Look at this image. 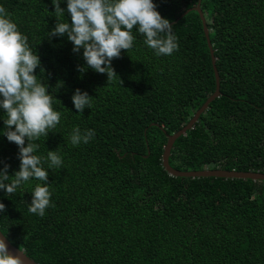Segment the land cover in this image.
<instances>
[{"label":"trees","instance_id":"obj_1","mask_svg":"<svg viewBox=\"0 0 264 264\" xmlns=\"http://www.w3.org/2000/svg\"><path fill=\"white\" fill-rule=\"evenodd\" d=\"M197 1L153 0L162 17L177 19L179 50L156 56L134 29V46L112 61L118 77L108 82L91 68L78 71L83 49L74 53L66 35L49 39L57 23L52 0H0L39 55L37 79L62 113L54 133L35 141L36 155L58 148L63 158L48 170L55 206L44 217L29 213L36 179L10 196L0 189L1 232L38 264H264L263 180L176 177L162 166L166 134L215 90L199 14L180 17ZM60 6V21L71 23L67 0ZM200 7L220 94L174 141L169 164L264 172V0H201ZM77 88L92 96L82 114L71 99ZM4 115L0 108V161L11 176L19 149L2 135ZM77 126L93 129V139L72 146Z\"/></svg>","mask_w":264,"mask_h":264},{"label":"clouds","instance_id":"obj_2","mask_svg":"<svg viewBox=\"0 0 264 264\" xmlns=\"http://www.w3.org/2000/svg\"><path fill=\"white\" fill-rule=\"evenodd\" d=\"M52 4L57 23L49 32V39L66 35L73 44L74 53L83 49L86 65L78 66L81 73L91 68L96 73L107 74L108 82L118 77L112 61L121 58L122 50L129 52L133 48L134 29L144 37L143 43L156 56H170L179 50L172 23L156 10L153 0H67L66 11L71 23L60 21V17L65 16L61 0H52ZM39 67V55L33 52L28 37L19 31L8 11L0 6V108L6 116L2 135L17 145L20 160L19 170L11 176L8 174L10 165L0 161L3 163L0 189L10 196L31 179H36L39 182L31 192L28 211L44 217L46 209L55 206L51 202L48 170L61 168L63 158L58 148L48 150L46 156L36 155L40 145L35 141L54 133L62 113L53 108L57 98L50 95L49 86L37 79L35 70ZM59 84L61 87L62 82ZM71 99L81 114L93 106L92 96L79 88ZM94 136L93 129L82 132L77 126L72 129L69 140L72 146H79L87 144ZM4 211L6 206L0 203V213ZM0 264H22L20 256L10 253L4 239H0Z\"/></svg>","mask_w":264,"mask_h":264},{"label":"water","instance_id":"obj_3","mask_svg":"<svg viewBox=\"0 0 264 264\" xmlns=\"http://www.w3.org/2000/svg\"><path fill=\"white\" fill-rule=\"evenodd\" d=\"M200 1L198 0L197 3L184 11L180 17L185 15L188 11L195 10L198 12L200 20L202 22L204 35L207 41V45L209 48L210 56H211V63L214 71L215 76V90L214 92L204 101V103L200 106V108L194 113V115L189 119V121L181 127V129L177 130L174 133L166 134L167 141L163 148L162 153V166L168 172L169 175L176 176V177H221V178H238V179H251V180H263L264 181V172L259 171H235V170H226V169H219V168H206L202 170H190V171H180L170 166L169 164V155L171 147L174 141L181 135H183L188 129H191L193 125L198 120L199 116L207 109L209 103L213 101L216 97L220 94V81H219V73L216 67V58L214 56V50L212 49V45L209 38V32L206 25V20L204 17V13L200 7ZM177 19L171 23H175ZM0 239H4L8 249L11 254L20 256L22 260V264H38L32 258L27 256L22 249L17 248L14 246L1 232L0 230Z\"/></svg>","mask_w":264,"mask_h":264}]
</instances>
